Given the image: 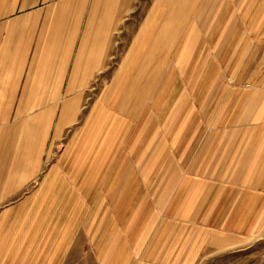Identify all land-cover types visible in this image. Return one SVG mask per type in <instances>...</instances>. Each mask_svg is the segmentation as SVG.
I'll use <instances>...</instances> for the list:
<instances>
[{"label":"rangeland","instance_id":"1","mask_svg":"<svg viewBox=\"0 0 264 264\" xmlns=\"http://www.w3.org/2000/svg\"><path fill=\"white\" fill-rule=\"evenodd\" d=\"M175 1L127 0L121 3L119 10L113 5L116 10L108 31L102 36L103 48L99 49L97 62L93 58L96 65L91 66L85 82L78 84L77 81L68 94L73 62L96 3L92 0L6 2L8 6L13 5L8 9L9 17H26V26L34 25V32L38 33L51 32L52 14L62 4H71V9L79 7V13L70 19L77 20L76 49L72 65L66 67L61 81L53 80L59 77L57 66L51 67L44 76L45 82L38 79L42 76L39 66L27 63L13 68L0 67V124L19 128L15 132L20 131L21 135L15 137L28 139V144L32 139L41 138L44 132L43 165L27 185L49 184L55 178L51 172L56 168L62 172L71 171L77 185L84 182L87 186L108 184L111 192L103 195L100 207H97L99 203L95 206L100 195L92 194V200L89 199V202L93 201L92 219H87L86 225L91 222V228L83 225L84 228L79 230L83 235L86 228L87 231L92 229L93 264H101L96 258V250L101 248V234L109 237V264L117 260L119 253L122 254L119 264H264V215L261 224L242 243L226 248L205 246L201 249L196 246L193 258L171 256L173 250H176L175 254L182 248L181 243L175 247L171 242L174 236L180 239V227L172 224L174 221L165 215L167 211L156 209L159 186L164 180L160 176L161 170L148 171L149 148L143 151L148 146L145 144L149 136L156 134V143L160 144L165 138L167 123L170 127L171 122L187 121L188 117L193 122L209 121L211 117L214 122H223L221 116L227 114L229 106L238 103L243 92L264 84L261 80V75L264 77V19L254 17L262 9L261 0H217L218 13L231 10L236 17H209L202 24H198L191 14L211 0H184L181 8L175 6ZM173 8L183 9V21H174L177 32L165 44L159 65L161 59L153 61L161 48L157 46L161 36L157 38V35L165 14L169 19ZM185 14L190 16L185 17ZM219 19L221 29L231 23V29L236 32L217 33L214 27L218 26ZM151 29L157 32H149ZM154 41L156 45L153 46ZM33 53L31 50L30 57ZM146 55L153 58L152 61L143 64L139 78L131 79L130 69H138L146 61ZM93 56H96L95 51ZM152 69L156 74L140 93L138 88L144 84L145 73L152 75ZM211 77L217 80L212 81ZM127 79L132 81L127 83ZM121 84L123 92L129 86V91L134 90L125 99L123 92H119ZM137 94H140L138 98ZM131 102L136 103L127 106ZM65 103L69 104L66 114L62 110ZM33 104L37 106L32 107ZM181 105L189 106V113L174 114L175 107ZM150 125H153L151 130ZM29 147L32 150V146ZM106 149L109 175L101 177V154L106 153ZM116 170L124 176L112 177ZM62 172L60 176L65 178ZM81 211L78 209L79 213ZM88 212L81 214L85 216ZM149 220L152 221L150 226L147 225ZM198 228L190 227V231L183 232L184 236H191L190 249L198 236H202ZM138 237L140 243L137 246ZM83 246L84 242H78L79 250ZM168 253L169 257L166 256ZM81 260L84 258L77 262Z\"/></svg>","mask_w":264,"mask_h":264},{"label":"crops","instance_id":"2","mask_svg":"<svg viewBox=\"0 0 264 264\" xmlns=\"http://www.w3.org/2000/svg\"><path fill=\"white\" fill-rule=\"evenodd\" d=\"M18 1L35 0H0V67L13 68L27 63L39 66L42 76L38 79L45 82L44 76L51 71V67L57 66L59 77L53 80L61 81L66 67L72 65L73 51L76 49L77 20L70 19L79 13V7L71 9V4L60 5L52 14L54 24L51 32L46 34L44 31L34 32V25L27 27L24 21L26 17L7 15L10 12L8 9L13 5L8 6L6 2ZM92 1L96 3L92 16L97 19L94 21L92 16L88 19L84 40L73 62L75 66L67 85V94L72 91L77 81L78 84H83L93 68V63L96 65L99 49L103 48L102 36L108 31L109 21L116 10L113 5L118 9L121 3L127 0ZM183 1H175V6L181 8ZM216 1H208V5L197 13H190L195 16L198 24H202L204 19L209 17H236L231 10L224 14L218 13L220 11L216 10ZM261 2L262 9L256 12L254 17L264 19V0ZM66 7H70V10H66ZM174 8L170 10L172 13H169V19L165 14L161 31L157 35V38L161 36L157 43L161 48L153 61L161 59L159 65L163 60L165 44L177 32V23L174 21H183V9ZM190 14H185V17ZM214 23L217 22L214 20ZM227 24V28L223 26L221 29L220 20L214 28L217 33H235L236 31L231 29V23ZM149 32L157 31L151 29ZM155 41L153 46L156 45ZM31 50H34V53L30 57ZM147 55L146 61L142 62L138 69H130L134 80L140 77L143 64L152 61L153 58H148ZM30 58L31 63L28 62ZM151 72L152 75L145 73L144 84L138 88L140 93L156 74L153 69ZM261 77L264 83L263 75ZM211 79L217 80L214 77ZM130 91L125 89L124 99ZM136 96L138 98L140 94ZM134 103H128L127 106ZM34 106L37 105L33 104L32 107ZM187 109L189 106H177L173 113L183 115L185 111L189 113ZM62 110L66 114L69 104L65 103ZM206 111L210 113L208 109ZM202 112L205 113L204 107ZM226 113L221 116L223 122H214L213 117L209 121L193 122L189 121L188 117L187 121L171 122L170 127H167V123L162 143H156L155 134L149 136L145 144L148 146L143 152L149 148L148 171L161 170L160 176L164 180L159 186L156 209L167 211L165 215L170 221H174L172 224L180 227V239L174 236L171 241L175 247L181 243V250L175 254L176 250H173L171 253V256L177 254L176 258L195 257L196 246L201 249L205 246L226 248L242 243L250 237L253 229L261 224L264 215V84L243 92L238 103L229 106ZM26 124L30 125L29 122ZM15 127L0 124V264H93L92 229L87 231L86 228L83 235L79 230L84 226L91 228V222L86 225L87 219H92L93 201L89 202V199L92 194L100 195L95 203V206L99 203L97 207H100L103 195L111 192L108 184L87 186L84 182L77 185L71 171L62 172L56 168L51 170L55 178L49 184L27 185L43 165L44 132L42 131L41 138L32 139L31 144H28V139L20 140L15 137L20 134V131L15 132L19 129ZM151 129L153 125H150ZM29 146H32V150ZM105 152L101 154V177L109 175L107 149ZM153 162L154 166L151 167ZM59 166L61 168V164ZM61 172L65 178L60 176ZM123 176L120 170L112 174V177L117 178ZM87 194L90 197H87ZM78 209L89 212L84 216ZM147 225H152V221L149 220ZM190 227H199V235L202 234L194 241V247L191 249V236H184L183 233L190 231ZM108 239V234H101V248L96 250V258L101 264H109ZM78 242H84L81 250L78 249ZM139 243L140 237L137 246ZM166 256L169 257L170 253ZM83 258L84 261L77 262ZM120 258L121 253L112 264H119Z\"/></svg>","mask_w":264,"mask_h":264},{"label":"bare ground","instance_id":"3","mask_svg":"<svg viewBox=\"0 0 264 264\" xmlns=\"http://www.w3.org/2000/svg\"><path fill=\"white\" fill-rule=\"evenodd\" d=\"M155 48H156V50H158L157 47H155ZM152 49H153V48H152ZM152 49H151V51H150V54H152ZM131 79H133V78H131ZM131 79H129V80L127 79L126 82H127V83L131 82V81H132ZM133 82H134V81H133ZM133 82H132V83H133ZM131 85H132V84H131ZM130 87H131V86H129L127 89H130ZM131 90H132V89H131ZM119 92H120V93L123 92V84H121V85L119 86ZM130 92L133 93L134 90H132V91H130ZM118 103H119V102H118Z\"/></svg>","mask_w":264,"mask_h":264}]
</instances>
